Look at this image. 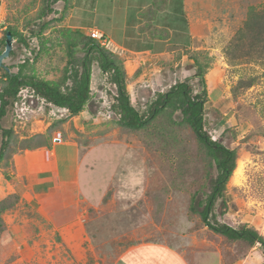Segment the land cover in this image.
Returning <instances> with one entry per match:
<instances>
[{
    "label": "rangeland",
    "instance_id": "rangeland-1",
    "mask_svg": "<svg viewBox=\"0 0 264 264\" xmlns=\"http://www.w3.org/2000/svg\"><path fill=\"white\" fill-rule=\"evenodd\" d=\"M69 1L63 20H59L63 1L54 6L55 13L40 20L41 0H0V40L11 26L27 43L14 38V55L4 64L17 72L19 64L29 59L28 73L58 81L68 61L61 28L86 34L91 28L101 29L119 43L120 21L124 20H120L119 0ZM198 2L195 0L189 10L194 24V40L190 39L189 45L186 35L177 37L175 32L184 28V22L164 21L162 26L169 25L167 29L147 18L139 27L145 34L139 35V28L135 29V39L114 44L111 52L123 61L131 101L145 116L158 95L177 82L187 81L195 92L202 91L193 60L194 55L199 56L206 65L205 129L213 140L235 149L238 155L225 196L217 201L211 220L236 228L248 225L264 236V66L248 61L232 63L226 53L250 6L260 7L264 0H223V10L217 11L199 10ZM200 6L203 9L208 4L201 2ZM132 18L130 31L134 30ZM51 20L44 33L45 48L40 51L41 39L33 33L42 22ZM165 35L173 40H158L166 39ZM149 45H154L151 53L144 52ZM1 49L5 48L0 43ZM3 73L0 68V87ZM252 78L254 85L245 86ZM20 92V100L26 104L14 106L2 121L0 146L5 128H13L16 151L54 143L57 131L77 141L82 146L83 193L79 197L84 203L51 206L49 218L40 215V219H35L28 207L23 208L25 217L32 219L19 216L18 225L5 215L17 209L18 202L12 204L9 198L8 208L1 214L0 264H116L128 246L139 242L170 245L183 252L189 264H264L260 244L252 247L228 240L191 212L193 194L201 190L198 198L205 197L217 172L193 131L182 122L181 111L163 113L145 130L121 126L113 108L117 88L97 62L93 63L90 99L76 116L48 103L30 87ZM69 191L63 188L60 192L66 202L74 201Z\"/></svg>",
    "mask_w": 264,
    "mask_h": 264
},
{
    "label": "trees",
    "instance_id": "trees-1",
    "mask_svg": "<svg viewBox=\"0 0 264 264\" xmlns=\"http://www.w3.org/2000/svg\"><path fill=\"white\" fill-rule=\"evenodd\" d=\"M60 1L65 2L63 14L59 19L63 20L68 12L69 0H41L38 18L42 20L55 13L54 6ZM53 21L42 22L37 33H33L41 39L40 51L45 48L44 33ZM1 28L2 24H0ZM7 31H11L18 42L26 43L23 34L9 26L4 30V36L0 40L4 48ZM59 31L65 39L68 61L63 76L58 81H49L28 73L26 70L30 64L29 59L19 64L17 72L12 71L13 66H8L9 70L0 66L4 69L2 75L4 83L0 87V127L3 126L2 121L9 115L10 110L14 106L16 107L15 103L20 100V91L24 87H30L37 96L45 99L48 103L67 109L71 116L80 114L91 96L93 63L97 62L102 73L107 74L110 82L117 88L113 108L120 116L119 124L121 126L132 130H145L153 125V122L163 113L172 114L181 111L182 122L193 131L209 165L214 166L217 172L212 179L211 191L205 197L198 198L201 190H196L193 194L191 212L198 214L204 225L226 239L243 241L252 247L260 244L264 249V236L257 229L248 225L236 228L211 220L217 201L225 196L227 185L237 167L238 155L235 149L213 140L205 129V104L208 101L206 65L200 61L199 56L194 55L193 60L198 69L196 75L200 77L202 91L195 92L187 81L177 82L168 91L158 95L150 108L149 115L145 116L140 114L131 101L126 82L127 71L118 55L101 46L100 42L92 38L90 34L68 27L61 28ZM3 51L4 49H1L0 54ZM79 51L83 52L82 56L77 55ZM226 53L232 63L248 61L264 66V4L260 7L250 6L243 26L226 47ZM10 55H14V51ZM254 83L255 78H252L245 86L250 87ZM12 136L13 128L2 130L0 163L13 151ZM48 144L45 145L48 146ZM9 198H12V204L19 200L18 195H10L0 201L1 224H3L1 214L7 210L6 202L9 201Z\"/></svg>",
    "mask_w": 264,
    "mask_h": 264
},
{
    "label": "crops",
    "instance_id": "crops-1",
    "mask_svg": "<svg viewBox=\"0 0 264 264\" xmlns=\"http://www.w3.org/2000/svg\"><path fill=\"white\" fill-rule=\"evenodd\" d=\"M96 1L95 3H97ZM196 1H199L197 7L199 10H223L221 8L223 0ZM194 2L195 0H166L164 3L163 0H119V5H121L120 20L124 19L120 21L122 38L119 43L135 39L134 37H137L135 29L142 27L144 24L142 21L149 18L152 22L156 21L158 27L167 29L170 28L168 27L169 25H166V27L162 26L164 21L169 23L171 21L184 22V28L181 30L177 29L175 32L178 34L177 37H179L180 33L186 35V42L189 44L190 39L194 40V24L189 14V10L193 9L191 4ZM201 2L208 4V7H203L202 9L200 6ZM130 17H133L131 19L133 20V31L129 30ZM99 30L104 33L101 29ZM169 32L172 33L170 30ZM145 33L146 30L139 28V35ZM165 36L166 39L158 38V40L166 41L167 43L173 40V38ZM159 37H163L161 33ZM110 40L114 44H119L112 39ZM153 47L154 45L147 46L144 52L151 53ZM160 53L163 55L166 52ZM127 79H129L128 73ZM213 84H215V80ZM64 110L67 111V109ZM53 138H55L53 140L54 143H49L47 146L45 145L47 144L46 142L39 149L33 150L30 147H26L24 149L19 148L17 151L13 150L10 152L9 157H6L0 163V201L10 195H18L17 209L14 211L10 210V212L8 211L5 214L6 217H9L18 225L19 216H26L23 208L28 207V211H32L35 219H40V215L49 218L51 206L56 207L61 204L64 207H69L71 203L76 205L79 201H83L79 197L83 193L80 176L82 170L80 151L82 146L72 138L63 137L58 131ZM63 188L70 190L69 192L73 194L74 201L66 202L61 197L62 194L60 192ZM52 199L55 202H52ZM83 203L84 201L81 202V204ZM42 216L41 218L43 219ZM25 218L28 221L32 219L30 217ZM10 225L8 224V227ZM21 226L25 225L22 224ZM116 264H189V262L183 252L181 253L170 245L160 242H139L128 246L117 259Z\"/></svg>",
    "mask_w": 264,
    "mask_h": 264
},
{
    "label": "built area",
    "instance_id": "built-area-1",
    "mask_svg": "<svg viewBox=\"0 0 264 264\" xmlns=\"http://www.w3.org/2000/svg\"><path fill=\"white\" fill-rule=\"evenodd\" d=\"M89 34L92 36V38L97 39V40L100 42L101 46L105 47L106 49H108V50H110V51L113 50V48H114V43H113L109 38H107L106 35H105L103 32H101L99 29H97V28H92V29H90ZM21 95H22V93L20 94V96H21ZM20 103H21V104H26L25 101H21V100H19V101H17V102L15 103L16 108L19 107V104H20ZM22 109H23V108H22Z\"/></svg>",
    "mask_w": 264,
    "mask_h": 264
},
{
    "label": "water",
    "instance_id": "water-1",
    "mask_svg": "<svg viewBox=\"0 0 264 264\" xmlns=\"http://www.w3.org/2000/svg\"><path fill=\"white\" fill-rule=\"evenodd\" d=\"M14 37L11 31H7L6 34V45L4 51L0 54V66H4L9 70L8 65L4 64V60L8 58L13 51Z\"/></svg>",
    "mask_w": 264,
    "mask_h": 264
},
{
    "label": "bare ground",
    "instance_id": "bare-ground-1",
    "mask_svg": "<svg viewBox=\"0 0 264 264\" xmlns=\"http://www.w3.org/2000/svg\"><path fill=\"white\" fill-rule=\"evenodd\" d=\"M95 76V75H94Z\"/></svg>",
    "mask_w": 264,
    "mask_h": 264
}]
</instances>
